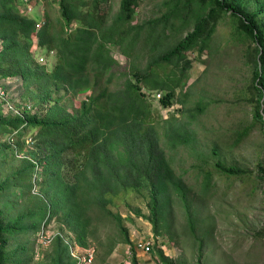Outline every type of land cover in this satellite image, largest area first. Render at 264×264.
<instances>
[{
    "label": "trees",
    "instance_id": "trees-1",
    "mask_svg": "<svg viewBox=\"0 0 264 264\" xmlns=\"http://www.w3.org/2000/svg\"><path fill=\"white\" fill-rule=\"evenodd\" d=\"M109 1L58 0L60 17L51 20L47 15L45 24L37 30L36 16L24 15L18 0H0V76L20 79L35 106L49 107L43 117L38 113L13 118L0 114V136L16 140L15 144L8 140L7 147L13 154L26 151L30 155L21 172L0 184V195L12 193L13 188L32 192V178L37 174L40 184L36 189L42 195L41 206L47 210V217L40 221L36 204L35 209L8 226L0 212V264L9 262L8 236L28 227L40 232L59 215L78 244L87 247L96 210L106 212L122 226L121 218L108 210L109 197L129 189L147 190L151 218L141 210L136 216L150 220L155 233H160L158 228L174 198L187 201L190 188L176 174L166 154L160 135L162 117L158 114L157 118L145 91L167 90L159 105L170 108L175 89L183 80L161 75L155 67L171 61L188 65V53L210 50L225 17L236 24L231 32L233 42L255 45L251 96L256 102L254 120L264 127V0H165L167 10L162 18L148 22L149 31L136 28L134 37L123 27L134 20L140 0H122L111 25L107 20ZM73 25L76 29H71ZM185 31L184 38L153 59L144 71L134 73L120 88L111 89L112 69L117 62L110 46L121 47L123 54L130 56L142 33H146L145 45L152 42V51L159 49L162 36ZM38 47L56 52L58 63L52 70L36 62L34 52ZM85 94L75 112L66 109L67 97ZM163 127L171 148L189 143L181 124L170 120ZM29 130H37L29 137L36 150L25 144ZM38 152L44 155L39 157ZM243 173L219 161L212 172L204 174L202 190H210L214 174L232 177ZM59 245L64 246L62 240ZM64 249L70 257L68 247Z\"/></svg>",
    "mask_w": 264,
    "mask_h": 264
},
{
    "label": "rangeland",
    "instance_id": "rangeland-1",
    "mask_svg": "<svg viewBox=\"0 0 264 264\" xmlns=\"http://www.w3.org/2000/svg\"><path fill=\"white\" fill-rule=\"evenodd\" d=\"M164 1L140 0L134 20L123 28L130 31L131 37L135 36L136 28L144 27L149 31L148 22L162 18L166 12ZM109 2L107 20L111 25L122 0ZM40 6L37 14L42 10L51 20L60 17L58 0H46ZM235 27V22L225 17L217 28L210 50L203 54H187L190 67L184 61L164 62L161 67H155L161 75L172 79L179 76L183 80L175 89L170 108L161 107L158 101V94L163 97L167 90L145 93L152 101L157 118L162 117L160 135L166 154L176 174L182 176L190 188L187 201L174 198L157 235L150 220L136 216V211L141 210L151 218L147 190L129 189L110 196L108 210L121 218L122 226L106 212L96 210L92 213L87 247L96 249L95 264H264V127L254 120L256 102L251 96L255 45L233 42L231 32ZM186 35L187 31L162 36L159 49L151 51L152 42L145 45L146 33H142L130 56L124 55L121 47L110 46V54L117 62L112 69L111 89L120 88L134 73L144 71L153 59ZM48 51L53 50L47 48L43 54L48 56ZM41 53L39 50L37 56ZM46 62L50 70L56 67V52L55 57L50 56ZM2 79L7 91V99L0 102L2 116L13 118L28 112L38 113L40 117L46 115L48 105L45 108L35 106L20 79ZM86 97V94L74 99L67 97L64 105L75 112ZM170 120L185 128L189 143L174 149L168 145L163 123ZM36 133L37 130L26 133L27 148L36 150L29 138ZM8 140L9 137L0 136V184L21 172L26 166L25 159L30 157L26 151L13 154L7 147ZM9 141L16 143L15 139ZM43 155L39 153V157ZM219 161L244 173L232 177L214 174L210 190L205 192L202 190L204 174L212 172ZM38 178L37 174L32 178L35 187L32 192L22 193L20 188H13L12 193L0 195V212L6 226L35 209L36 204L40 208L38 219L42 221L47 217V210L40 202L41 192L36 189L40 184ZM22 225L24 228L27 221ZM48 229L54 238L40 251L39 257L38 229L28 227L8 236V264H60L61 261L70 264L73 259L66 253L61 235L67 237L71 232L63 217L56 216ZM138 238L151 240V254L135 249ZM61 240L63 247L59 245Z\"/></svg>",
    "mask_w": 264,
    "mask_h": 264
},
{
    "label": "built area",
    "instance_id": "built-area-1",
    "mask_svg": "<svg viewBox=\"0 0 264 264\" xmlns=\"http://www.w3.org/2000/svg\"><path fill=\"white\" fill-rule=\"evenodd\" d=\"M46 0H18V6L21 12L26 15V16H36V28L37 30L40 29L46 22V14L41 10L40 15L37 14V9H40L41 4H44ZM38 16V17H37ZM73 29V28H71ZM1 46H0V51H1ZM39 50H42L41 55L37 56L39 53ZM44 50L46 51V48H36L35 53H36V60L39 64L41 65H46L47 58L55 57V52L54 51H48V56L44 55L43 52ZM38 52V53H37ZM158 97L161 100L162 95L158 94ZM7 99V91L5 88L4 80L0 76V102L5 101ZM156 99V98H155ZM29 113V112H28ZM20 116H24L23 114H18ZM50 226V225H49ZM49 226L43 225L40 232L38 233L37 236V256H40V251L44 250L46 247L50 245L52 242L54 235H52L53 232H51L48 228ZM65 245L68 247L69 253L73 259L74 264H95L97 254H96V249L91 246V247H83L78 244L75 236H73L72 233L69 234V236H63L61 235ZM135 249L137 251H140L144 254H151L153 251V245L150 239H143V238H138L137 241L135 242Z\"/></svg>",
    "mask_w": 264,
    "mask_h": 264
}]
</instances>
